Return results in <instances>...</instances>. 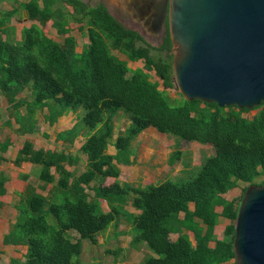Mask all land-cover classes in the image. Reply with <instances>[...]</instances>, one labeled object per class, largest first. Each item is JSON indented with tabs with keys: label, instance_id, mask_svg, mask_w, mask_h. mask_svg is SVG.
Segmentation results:
<instances>
[{
	"label": "trees",
	"instance_id": "16d2710c",
	"mask_svg": "<svg viewBox=\"0 0 264 264\" xmlns=\"http://www.w3.org/2000/svg\"><path fill=\"white\" fill-rule=\"evenodd\" d=\"M61 1L72 10L61 6ZM20 8L34 24L24 27L18 40L6 24ZM50 21L62 36L70 34V21H85L82 30L87 32L88 45L78 52L73 37L62 43L50 38L43 30ZM0 29L6 35H0V92L15 109L19 131L35 132L38 111H47L44 118L50 125L72 112L76 123L58 133L57 140L73 145L83 137L80 152L87 157L85 171L76 176L67 169L72 155L38 149L25 141L15 164L36 166L43 183L40 187L51 188L45 196L29 184L19 194L18 215L3 243L25 250L22 259L13 258L9 264H84L82 240L96 244L97 236L122 218L132 228V246L145 245L151 252L140 264H237L234 239L240 203L247 189L264 177V102L248 118L244 114L251 109L188 101L182 94L170 97L167 90L175 82L172 40L154 48L106 9L88 8L80 0L20 3L13 10L1 11ZM114 51L144 66L132 70ZM151 72L162 81L163 90L152 81ZM26 90L31 100L18 99ZM24 105L27 112L22 115ZM121 113L130 124L114 138L115 120ZM149 128L180 141L211 145L215 153L203 160L197 176L185 182L167 180L145 187L122 183L117 164L134 163L132 143ZM111 143L116 155L107 152ZM8 145L0 147L5 151ZM179 156L175 153L170 163ZM108 179L113 182L107 184ZM7 180L1 173L0 197L7 193ZM240 184L247 186L239 202L224 198ZM89 190L94 192L92 198ZM100 200L107 203L108 212L102 211ZM127 205L139 213L128 212ZM2 207L0 200V211ZM219 217L231 222L223 240L215 235ZM185 231L193 233L196 244ZM70 232L79 238L75 240ZM171 234H179L178 239L172 241ZM1 256L0 251V261Z\"/></svg>",
	"mask_w": 264,
	"mask_h": 264
},
{
	"label": "rangeland",
	"instance_id": "374dc122",
	"mask_svg": "<svg viewBox=\"0 0 264 264\" xmlns=\"http://www.w3.org/2000/svg\"><path fill=\"white\" fill-rule=\"evenodd\" d=\"M28 1L29 0H16V2H12L0 0V15L1 11L13 10L19 7L20 3ZM69 10L72 9L69 8ZM32 24H34V22L28 20L27 13L20 8V11L7 21L6 26L13 28L14 37L19 40L21 38L22 29ZM83 27H86L85 21L81 24L70 21L68 25L70 34L62 36L58 34L56 28L52 27V22L50 21L43 27V30L47 36L60 43L64 42L68 36L73 37L77 41V51L80 52L89 43L87 32L86 30H82ZM0 35L6 38V35L2 34L1 29ZM114 54L119 59L127 61L132 70L144 66L142 61L131 62L124 54L118 51H114ZM151 76L152 81L158 82L160 84V89L163 90L162 81L154 72H151ZM167 92L172 98H180L181 92L176 81L174 82V87L168 89ZM30 95V91L26 90L18 96V99L26 98L31 100ZM20 112L22 115L26 114L27 109L25 105L20 108ZM46 112V110H44V112L38 111L36 115L35 132L32 134H24L19 131L20 124L16 121L14 114L15 109L9 106L7 99L0 92V144L9 142L5 151L0 147V158H2L0 160V174L3 173L8 178L6 183L7 193L0 197V200L3 202V207L0 211V251L2 252L0 264H9L12 258H20L25 250L20 246L5 245L3 243L4 235L10 231L18 215L15 206L19 201V194L24 192L29 184L35 186L37 192L45 196L48 195L49 189L51 188L50 186L46 189L40 187L43 183L39 180L36 166L25 162L20 166L15 164L17 154L19 150L22 149L25 141H32L38 149L65 151L70 155L77 156L79 160L78 164L70 167V170L76 176L84 172L86 168V157L80 152L82 145V139H80V137L75 140L73 145L57 140V135L61 130L69 129L68 127H72L76 123V114L72 112L67 113V116H64L66 118L61 117L60 121L62 123L58 122L55 125H50L44 118ZM256 113L257 110L251 109V111L245 113L244 116L252 118ZM129 124V117L121 113L115 120V136L117 137L120 132H124ZM132 144L135 163L129 167L121 166L123 173L121 174L120 180L122 183H130L133 186H146L150 183H160L165 180L185 182L193 179L199 173L203 160L215 153L211 145L180 141L167 134L159 133L154 128L145 130L144 134L138 136ZM111 145L113 146V143ZM111 150L114 151V148L111 147ZM177 152L180 155L179 159L174 163H170L172 156ZM263 182L264 177H259L255 185L259 186ZM246 186V184H240L237 188L224 195V198L227 200L236 199L239 202V199L243 195V189ZM89 193L92 198L94 192L89 190ZM101 204V209L106 212L109 211L106 202L102 201ZM127 208L135 211L130 205H127ZM218 210L220 211L221 208ZM123 220L125 221L126 219L123 218ZM49 221L54 223L55 218L49 215ZM230 223L231 222L225 217L219 219L216 233L217 239L223 240L225 238V228ZM129 229V226L126 227L123 226V224L117 228L111 226L106 232L97 236L96 244H92L89 240H82V262L84 264L142 263L148 255H151V252L145 245H140L139 248L132 246V235L128 232ZM70 233L75 240L79 238L76 233ZM190 237L193 244H196L193 233H190ZM171 238L174 240L175 236L173 235ZM227 238L231 239L232 235ZM211 245L214 246V243Z\"/></svg>",
	"mask_w": 264,
	"mask_h": 264
},
{
	"label": "water",
	"instance_id": "95a60500",
	"mask_svg": "<svg viewBox=\"0 0 264 264\" xmlns=\"http://www.w3.org/2000/svg\"><path fill=\"white\" fill-rule=\"evenodd\" d=\"M170 29L186 100L240 109L264 102V0H172ZM234 251L237 264H264V185L243 196Z\"/></svg>",
	"mask_w": 264,
	"mask_h": 264
},
{
	"label": "flooded vegetation",
	"instance_id": "af4514ba",
	"mask_svg": "<svg viewBox=\"0 0 264 264\" xmlns=\"http://www.w3.org/2000/svg\"><path fill=\"white\" fill-rule=\"evenodd\" d=\"M80 1L86 4L88 8L102 7L106 9L123 27L138 33L144 41L154 48L159 49L166 39L171 40L170 13L172 0ZM60 5L72 9L64 1H61ZM170 51L174 52L172 41ZM162 53L167 54L168 50H164Z\"/></svg>",
	"mask_w": 264,
	"mask_h": 264
},
{
	"label": "crops",
	"instance_id": "0c3cea01",
	"mask_svg": "<svg viewBox=\"0 0 264 264\" xmlns=\"http://www.w3.org/2000/svg\"><path fill=\"white\" fill-rule=\"evenodd\" d=\"M65 116H67V114H66ZM63 117H64V116H63ZM63 117H62V118H63ZM64 118H66V117H64ZM60 120H61V118H59V120H58L56 123H58V122L62 123ZM56 123H55V124H56ZM55 124H54V125H55ZM73 126H74V125H73ZM73 126H72V127H73ZM72 127H68V128L71 129ZM69 129H66V130H69ZM149 129H151V128H149ZM66 130H61L60 132H62V131H66ZM147 130H148V129H147ZM60 132H59V133H60ZM144 132H145V131H144ZM144 132L141 133V134H144ZM141 134H140V135H141ZM140 135H139V136H140ZM114 138H116V136H114ZM80 139H82V142H81V143L83 144L84 141H85V139H84L83 137H80ZM31 142H32V141H31ZM32 143H33V142H32ZM111 144H112V143H111ZM111 144L109 145V147H108V151H107V152H108L109 154H111V155H116V153H117L116 148L114 147V145L112 146ZM81 146H82V145H81ZM111 147L114 148V151L111 150ZM41 149H42V148H41ZM132 150H133V152H134L133 144H132ZM53 151H54V150H53ZM66 153H67V152H66ZM68 154H69V153H68ZM72 157H73V163L67 165V169H68V170H70V167H71V166L73 167V166H75L76 164H78V162H79L77 156L72 155ZM85 157H86V156H85ZM132 160H133L134 163H135V157H134V156L132 157ZM86 161H87V157H86ZM134 163H133V164H134ZM133 164H131V165H133ZM117 165H118V168H119L120 171H121V174L123 173V170H122V167H121V166H125V167H129V166H131V165H124V164H117ZM85 169H86V168H85ZM70 171H71V170H70ZM120 177H121V175H120ZM119 180H120V178H119ZM120 181H121V180H120ZM165 181H166V180H165ZM112 182H113L112 179H108V180H107V184H110V183H112ZM163 182H164V181H163ZM160 183H161V182H160ZM151 184H158V182H157V183H150V184H147V185H151ZM147 185H146V186H147ZM135 186H136V185H135ZM137 187H145V186H137ZM102 201H103V200H100L101 203H102ZM104 202H105V201H104ZM106 204H107V203H106ZM101 205H102V204H101ZM130 206H131V205H130ZM220 208H221V207H217L216 210H217L218 212H221V210H220V211L218 210V209H220ZM190 209H191V210H194V204H193V203L190 204ZM102 210H103V209H102ZM126 210H127L128 212H131V213H136V214L139 213V211H137V210L134 211V210H130V209H128L127 206H126ZM103 211L106 212L105 210H103ZM107 212H108V211H107ZM183 217H184V214L181 213V214H180V218H183ZM219 219H221V217H219ZM197 221H199V220H197ZM221 221H222V220H221ZM199 222H200V221H199ZM122 224H123V226H126V227L129 226L130 229H129L128 232L130 233V231H131L132 228H131V226L127 223L126 220H125V221L123 220V218H122V220H120V221L118 222L117 225L114 224L113 227H114V228H117V227L121 226ZM127 225H128V226H127ZM220 225H221V224H220ZM217 229H218V227L216 226V228H215V235H216V233H217ZM184 233H185L186 235H188V237L191 239V237H190V233H192V232L185 231ZM173 235L175 236L174 240L171 238ZM178 237H179V234H171V235H170V238H171L172 241H176V240L178 239ZM191 241H192V239H191ZM11 246H12V245H11ZM24 249H25V248H24ZM12 259H13V258H12ZM15 259H22V254H21V257H20V258H15Z\"/></svg>",
	"mask_w": 264,
	"mask_h": 264
}]
</instances>
